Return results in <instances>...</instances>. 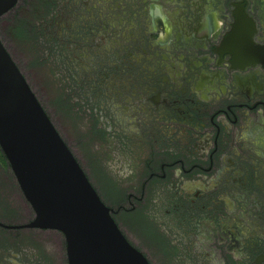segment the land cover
I'll list each match as a JSON object with an SVG mask.
<instances>
[{
	"label": "flooded vegetation",
	"instance_id": "obj_1",
	"mask_svg": "<svg viewBox=\"0 0 264 264\" xmlns=\"http://www.w3.org/2000/svg\"><path fill=\"white\" fill-rule=\"evenodd\" d=\"M51 4L44 28L59 30L79 83L106 108L107 127L91 135L104 132L111 145L126 138L141 156L128 199L141 204L169 189L174 230L188 231L205 264H264V68L241 69L235 47L223 45L243 7L255 22L253 42L264 46V0ZM122 170L132 173L126 163ZM2 177L0 264H67L63 235L23 227L34 213ZM99 197L115 220L122 206ZM133 203L126 211L140 212Z\"/></svg>",
	"mask_w": 264,
	"mask_h": 264
},
{
	"label": "rangeland",
	"instance_id": "obj_2",
	"mask_svg": "<svg viewBox=\"0 0 264 264\" xmlns=\"http://www.w3.org/2000/svg\"><path fill=\"white\" fill-rule=\"evenodd\" d=\"M51 1L60 5L64 0H19L0 18V40L5 49L99 195L113 209L122 206L115 221L132 245L150 264H205L198 248L191 247L188 231L174 230L172 218L166 213L173 203L168 198L171 190H152L141 204L128 199L135 188L126 182L141 156L131 145L125 146L126 138L116 137L111 145L104 132L99 131L95 138L91 135L90 130L107 127L106 108L95 91L79 83L70 61L69 43L55 38L59 30L55 28L50 35L44 28L43 20L56 10ZM123 163L132 173L122 170ZM0 168L1 183L2 173L10 176L16 183L15 195L23 198L1 150ZM129 201L141 214L126 211L131 208ZM153 232L160 236L162 247ZM229 260L236 264L235 259Z\"/></svg>",
	"mask_w": 264,
	"mask_h": 264
},
{
	"label": "water",
	"instance_id": "obj_3",
	"mask_svg": "<svg viewBox=\"0 0 264 264\" xmlns=\"http://www.w3.org/2000/svg\"><path fill=\"white\" fill-rule=\"evenodd\" d=\"M19 0H0V18ZM223 45L234 46L241 69L260 64L254 20L243 7ZM0 150L29 203L23 227L59 231L67 264H150L124 236L80 164L0 40Z\"/></svg>",
	"mask_w": 264,
	"mask_h": 264
}]
</instances>
